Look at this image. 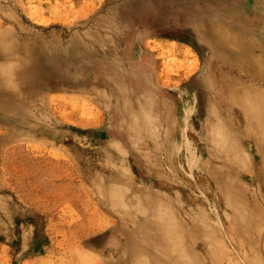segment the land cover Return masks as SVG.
Instances as JSON below:
<instances>
[{
    "label": "rangeland",
    "instance_id": "374dc122",
    "mask_svg": "<svg viewBox=\"0 0 264 264\" xmlns=\"http://www.w3.org/2000/svg\"><path fill=\"white\" fill-rule=\"evenodd\" d=\"M229 90L264 91V0H0V264H163L120 259L154 232L173 264H264Z\"/></svg>",
    "mask_w": 264,
    "mask_h": 264
},
{
    "label": "bare ground",
    "instance_id": "6f19581e",
    "mask_svg": "<svg viewBox=\"0 0 264 264\" xmlns=\"http://www.w3.org/2000/svg\"><path fill=\"white\" fill-rule=\"evenodd\" d=\"M141 65L143 66L142 62H140V66ZM228 93L230 95V98L234 101L237 111H239L244 117L247 118V120L246 121L244 120L243 123H244V126L248 130H250L252 134V141H251L252 147L251 148H253L255 152L257 151L259 154L258 161L260 163V166H261L260 169L262 170L263 179H264V91H261V93H254V94L249 93L245 97H242L241 95H238L237 92H234L231 90H229ZM232 209H234V211L236 212L235 207H233ZM238 211H240V209ZM235 212H233L234 216L236 214ZM244 217H247V216L244 215ZM237 218L238 216L235 219L234 218L233 219L235 221L237 220L243 221V222L245 221V219L242 216H241V219L240 218L237 219ZM247 222L249 223V221ZM146 229H148V227ZM243 230H245L244 227H243ZM131 235L132 234H129V236H126V240H125L126 245L122 246L119 250V253L122 254L120 255L121 260H125L124 257L127 258L128 254H131L132 252H134L136 248L138 250L140 248H144L146 250H150L151 257L153 258L154 261H160L163 264H173L172 256H171L170 251H168L167 245L163 246L167 240V237L165 235H160L157 232L151 233L150 236H148V238L147 237L145 238V236H144V239L141 238L140 241L142 243L140 242L138 246L135 245Z\"/></svg>",
    "mask_w": 264,
    "mask_h": 264
}]
</instances>
